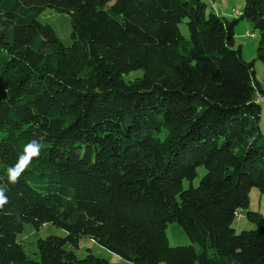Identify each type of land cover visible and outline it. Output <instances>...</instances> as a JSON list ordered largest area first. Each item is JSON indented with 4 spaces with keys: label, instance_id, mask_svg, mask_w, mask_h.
<instances>
[{
    "label": "trees",
    "instance_id": "trees-1",
    "mask_svg": "<svg viewBox=\"0 0 264 264\" xmlns=\"http://www.w3.org/2000/svg\"><path fill=\"white\" fill-rule=\"evenodd\" d=\"M205 6L0 0V264H109L64 247L82 236L135 264H264V214L247 209L249 189L264 188L253 76L264 0H243L230 21ZM45 8L68 14L69 45L38 20ZM240 19L256 33L249 60L233 47ZM32 141L39 155L13 183ZM237 211L255 226L235 231ZM170 221L190 243H168ZM24 222L65 233L37 237L28 255L16 239Z\"/></svg>",
    "mask_w": 264,
    "mask_h": 264
},
{
    "label": "rangeland",
    "instance_id": "rangeland-1",
    "mask_svg": "<svg viewBox=\"0 0 264 264\" xmlns=\"http://www.w3.org/2000/svg\"><path fill=\"white\" fill-rule=\"evenodd\" d=\"M206 4L205 11H213L216 14L224 17L230 21L233 17H238L243 6V0H203ZM212 3V6L210 5ZM237 10V11H236ZM38 20L41 23L50 25L53 29L56 37L63 43V45H69L71 43L70 38V21L69 16L66 13L55 12L50 8H45L38 16ZM178 29L180 34L187 38V29L184 21L178 23ZM256 44V33L251 30L249 23L240 19L233 25V47L239 46L240 55L244 60H249L254 57V50ZM141 69L130 70L127 74H124V79L133 78L140 75ZM253 76L260 86L264 88V62L254 59L253 61ZM260 102V112L257 120L259 130L264 136V100ZM163 135V133H162ZM197 174L192 178L191 183L196 184L199 176L203 173V165H197ZM189 180L183 178L181 180L182 187H186ZM247 209L257 210L259 213L264 214V188L259 190L256 187H251L248 191V203ZM236 213L232 221V226L235 231L240 229L253 228L254 222L250 221L246 215ZM48 233L57 235H63L65 230L61 227L55 226L51 223H43L38 228L32 227L28 222L22 224V229L16 233V239L23 244L24 251L28 255H32L35 250L33 241L37 237H42ZM165 233L167 241L170 245L175 244H187L190 243L188 236L184 232L181 225L176 221H170L165 226ZM64 247L70 248L77 256H82L87 250L92 253L102 256L107 259L109 264H135L124 258L119 257L116 253L110 251L103 245L97 243L94 239L87 236L79 237L76 245H72L68 242L64 243ZM158 264H163L159 262ZM194 264H198L195 262Z\"/></svg>",
    "mask_w": 264,
    "mask_h": 264
},
{
    "label": "clouds",
    "instance_id": "clouds-1",
    "mask_svg": "<svg viewBox=\"0 0 264 264\" xmlns=\"http://www.w3.org/2000/svg\"><path fill=\"white\" fill-rule=\"evenodd\" d=\"M42 145L38 144L36 141H32L30 144L25 146L24 155L19 158V162L13 168L9 169V180L15 183L18 177L26 169L32 158L39 155ZM6 203V198L3 195V190L0 189V206Z\"/></svg>",
    "mask_w": 264,
    "mask_h": 264
},
{
    "label": "bare ground",
    "instance_id": "bare-ground-1",
    "mask_svg": "<svg viewBox=\"0 0 264 264\" xmlns=\"http://www.w3.org/2000/svg\"><path fill=\"white\" fill-rule=\"evenodd\" d=\"M210 5L212 6V3H211ZM258 98H259L258 101H262V100H264L263 97H258Z\"/></svg>",
    "mask_w": 264,
    "mask_h": 264
},
{
    "label": "built area",
    "instance_id": "built-area-1",
    "mask_svg": "<svg viewBox=\"0 0 264 264\" xmlns=\"http://www.w3.org/2000/svg\"><path fill=\"white\" fill-rule=\"evenodd\" d=\"M258 96H260V97H263L264 98V95L263 94H261V93H259V95ZM238 213H240L239 211H237Z\"/></svg>",
    "mask_w": 264,
    "mask_h": 264
},
{
    "label": "crops",
    "instance_id": "crops-1",
    "mask_svg": "<svg viewBox=\"0 0 264 264\" xmlns=\"http://www.w3.org/2000/svg\"><path fill=\"white\" fill-rule=\"evenodd\" d=\"M237 11V10H236Z\"/></svg>",
    "mask_w": 264,
    "mask_h": 264
}]
</instances>
